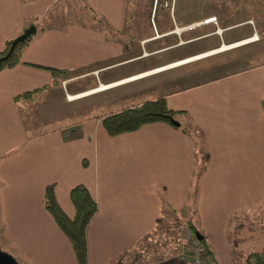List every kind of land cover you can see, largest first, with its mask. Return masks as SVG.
I'll return each mask as SVG.
<instances>
[{"label":"crops","instance_id":"0c3cea01","mask_svg":"<svg viewBox=\"0 0 264 264\" xmlns=\"http://www.w3.org/2000/svg\"><path fill=\"white\" fill-rule=\"evenodd\" d=\"M70 1L92 21L44 26L21 61L0 70L1 249L23 264H78L43 196L53 184L71 217L70 188L83 184L97 204L85 231L88 264H131L163 216L180 229L190 219L215 264H247V253L264 248V12L174 0L138 18L125 15L127 0ZM158 8L169 12L159 17ZM54 9L58 0H0V50ZM209 16L215 21L204 22ZM47 67L72 73L16 103L17 94L51 84ZM203 73L211 75L197 78ZM158 97L184 112L179 126L155 121L115 135L103 128V116ZM34 104L61 123L30 135L21 111ZM190 123L207 153L198 177L201 155L181 128ZM170 233L145 264H185L182 236Z\"/></svg>","mask_w":264,"mask_h":264},{"label":"trees","instance_id":"16d2710c","mask_svg":"<svg viewBox=\"0 0 264 264\" xmlns=\"http://www.w3.org/2000/svg\"><path fill=\"white\" fill-rule=\"evenodd\" d=\"M46 19V16L35 17L34 20L29 23V25L33 24L35 26V31L28 35L24 40L17 42L9 53L8 50L12 39L5 41L3 49L0 50V70L12 67L21 61V55L24 48L32 40L33 36L44 28L43 24ZM47 69L51 73V84L17 94L14 98L16 103H22L21 105L24 106L25 104L23 103L31 101L36 94L38 95L39 92L49 87L58 86L61 78L69 76V74L72 73L71 70L63 68L47 67ZM22 106L20 108H23ZM25 109L28 110L29 108L26 107ZM178 114H184V112L170 109L167 106L165 99L163 97H158L153 100H146L139 105L123 107L118 111L109 113L102 117L101 123L109 135H115L121 132L135 130L145 123L155 121H164L177 127L180 125L177 120ZM175 122H178V124ZM23 124L25 125V122H23ZM186 127L182 125L181 128L185 132L191 134L193 142L197 147V153H199L202 158L201 164L195 169V177H198L204 170L205 160L207 159V153L203 150V135L202 132L191 123L186 125ZM38 129L39 128H34L32 130L27 129V131L30 132V135H35L33 132L38 131ZM69 197L74 208V214L71 217L67 216L59 207L54 196L53 184L46 185L43 204L57 225L68 237L78 264H88L85 231L89 220L97 209V204L83 184H75L72 186L69 191ZM167 219L170 218L164 216L159 218L152 234H160V231H168L169 229L170 231H175L178 234V237H180L183 236L186 231H189V233L195 237H197L196 234L200 236L201 238L199 240L204 243L203 236L197 231V228L190 219L186 220L184 229H180V222L176 218L172 221H168ZM205 247L209 255L207 264H215L214 259L211 256V250L208 249L206 244ZM14 258L18 260L16 257ZM246 262L247 264H264V248L247 253Z\"/></svg>","mask_w":264,"mask_h":264},{"label":"rangeland","instance_id":"374dc122","mask_svg":"<svg viewBox=\"0 0 264 264\" xmlns=\"http://www.w3.org/2000/svg\"><path fill=\"white\" fill-rule=\"evenodd\" d=\"M163 1L164 0H159V2H163ZM167 1H169V0H167ZM184 1L185 2L195 1L197 3H201L205 6H208L211 11H214L217 9H222V7L227 6V8H229L230 10H226V9H224V10L229 11V12H237V10L242 11V13H245L246 11H248V13L249 12H264V10L261 8L264 0H176V3L180 4L181 2H184ZM70 2H72V1H70V0H58L59 8L61 9V11H59L60 9H56V10L54 9L51 12L47 11V13H46L47 19L46 20L49 22L47 24V22L45 21L43 26H49V25L58 24V23H66L69 21H83V20H86L88 22L92 21L91 18H88L89 16H86L85 12H83V11L76 12V9H73V5L69 4ZM247 4H249V5H247ZM126 5H127V7L125 8L126 9L125 15H127V16L136 15V16H138V18H141V17L147 18V17L152 15L153 0H127ZM159 9L160 8H158V10ZM183 11H185V10H183ZM55 12L56 13L59 12L60 16L59 15L57 17L54 16ZM61 12H63V15ZM165 12L167 13L169 11L167 9L161 8L159 10L158 16L164 17L165 15H167ZM179 13H182V12L180 11ZM237 13H239V12H237ZM139 27L142 28L145 26L142 25ZM209 75H211V74L203 73V74H199L197 76V78H201V77H205V76H209ZM82 81L83 80H80V81L77 80V81H74L73 84H80ZM55 96H57V97L61 96L62 97V94L59 95V92L56 91ZM115 103H118V102H115ZM48 104H51L54 106L53 103L44 101V105H46V108H47ZM76 106L79 107L78 105L73 103V105H69V108L74 107V110L78 111V108ZM63 107L64 106H62L61 103L59 105L56 104V110L59 111L58 112L59 117L62 115L59 113L63 111ZM25 108L26 107H24L23 110L21 111V115L23 117V122H25L26 130L27 129L32 130L34 128H42V127H43L42 129H46L47 127H50V125L54 126L56 124L61 123V121H62L61 120L62 118H55L52 120L49 119V121H46L47 119L46 120L43 119L42 117L44 116V113H43V115L41 114V108L38 107V104H34L33 106H31V108L29 110H27ZM50 118H52V117H50ZM68 119H69V117H64L63 121H66ZM41 123H43V124H41ZM171 234L172 233H170L169 229H168V231H163V232L160 231L159 235L157 233L151 234L150 237H151L152 241L147 240L145 243L140 242V244H138V247L136 248V251H135L136 252L135 253V255H136L135 260L133 262H131V264H145V263H148L149 261H151L152 260L151 257L157 256V252L159 251L158 248L162 245V243L165 242L163 240V238H165ZM157 236L160 237L159 241L157 240L158 239ZM164 245H167L165 247V249L167 251L172 250V248H173V244L168 243V244H164ZM115 263H117V261L114 262V264Z\"/></svg>","mask_w":264,"mask_h":264},{"label":"built area","instance_id":"2783aa9c","mask_svg":"<svg viewBox=\"0 0 264 264\" xmlns=\"http://www.w3.org/2000/svg\"><path fill=\"white\" fill-rule=\"evenodd\" d=\"M174 1V0H169ZM158 0H153V10L156 8ZM164 5L167 4V0H164ZM204 22L215 21V16H209L203 19ZM183 248L178 254L179 258L185 264H207L209 255L207 253L205 244L194 235L186 231L181 237Z\"/></svg>","mask_w":264,"mask_h":264},{"label":"water","instance_id":"95a60500","mask_svg":"<svg viewBox=\"0 0 264 264\" xmlns=\"http://www.w3.org/2000/svg\"><path fill=\"white\" fill-rule=\"evenodd\" d=\"M35 31V26L33 24L24 28L18 35H16L11 40V45L8 50V53L13 49L15 44L19 41L24 40L28 35ZM178 124V122H175ZM197 238L200 239L201 237L196 234ZM0 264H22L18 260H16L10 253L4 251L0 247Z\"/></svg>","mask_w":264,"mask_h":264}]
</instances>
